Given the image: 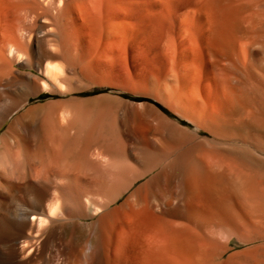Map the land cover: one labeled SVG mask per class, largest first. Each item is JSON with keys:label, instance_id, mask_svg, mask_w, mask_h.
<instances>
[{"label": "bare ground", "instance_id": "6f19581e", "mask_svg": "<svg viewBox=\"0 0 264 264\" xmlns=\"http://www.w3.org/2000/svg\"><path fill=\"white\" fill-rule=\"evenodd\" d=\"M0 264H264V0H0Z\"/></svg>", "mask_w": 264, "mask_h": 264}, {"label": "rangeland", "instance_id": "374dc122", "mask_svg": "<svg viewBox=\"0 0 264 264\" xmlns=\"http://www.w3.org/2000/svg\"><path fill=\"white\" fill-rule=\"evenodd\" d=\"M46 96H43L44 99H48L49 95L47 96V94H45Z\"/></svg>", "mask_w": 264, "mask_h": 264}]
</instances>
